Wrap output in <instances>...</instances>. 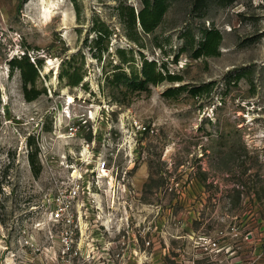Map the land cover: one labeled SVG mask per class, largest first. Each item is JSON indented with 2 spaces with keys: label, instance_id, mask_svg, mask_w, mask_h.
I'll return each instance as SVG.
<instances>
[{
  "label": "rangeland",
  "instance_id": "1",
  "mask_svg": "<svg viewBox=\"0 0 264 264\" xmlns=\"http://www.w3.org/2000/svg\"><path fill=\"white\" fill-rule=\"evenodd\" d=\"M79 5L78 15L71 0H0V264L264 261V0L202 9L169 0L138 44L117 0ZM97 21L113 32L101 60ZM213 27L220 53L195 57ZM119 48L136 67L145 57L182 80L109 82ZM26 53L41 60L33 101L7 63ZM80 54L84 80L71 87L61 66L72 56L81 65ZM36 148L38 177L28 160ZM99 160L107 167L98 173Z\"/></svg>",
  "mask_w": 264,
  "mask_h": 264
},
{
  "label": "trees",
  "instance_id": "2",
  "mask_svg": "<svg viewBox=\"0 0 264 264\" xmlns=\"http://www.w3.org/2000/svg\"><path fill=\"white\" fill-rule=\"evenodd\" d=\"M71 1L79 15V0ZM117 1L119 2V17L126 27L127 37L129 40L138 44L142 33H153L159 26L168 9L169 0H143V6L138 11L133 6L126 4L123 0ZM208 1L209 0H194V6L196 9H202L207 5ZM234 1L235 0H219L222 4H229ZM93 31L96 34L93 40V49L98 51L94 54V57L101 60L104 54L109 52L113 32L105 23L98 21L95 23ZM203 33L200 45L194 53L195 57L218 55L223 39L221 32L213 27L206 29ZM116 53L119 63L114 67L117 71L114 72L113 79L109 78V82L113 84L127 81L129 87L134 89H146L150 84L158 85L164 81L175 82L182 80L180 76L169 73L162 64L159 65L157 61L148 60L145 57L141 58L140 68L136 67V58L132 50L119 48ZM80 57L82 58L81 65H75L76 56H72L62 63L59 78L65 80L68 86L76 87L83 83L84 73L82 70L85 64V55L80 54ZM7 63L9 65L10 75H13L16 69L20 71L23 81L24 98L27 101H33L38 98L42 94V91L37 87V82L40 77L38 64H41V60L37 57L32 58V56L26 53L22 56H14ZM126 68H128L129 73ZM184 89H186V86L169 88L164 92V95L169 98L175 97ZM201 91L202 88L199 87H192L190 89V93L193 96L200 95ZM37 154V148L35 151H31L28 154L29 164L35 177H38L42 171V166L38 161ZM247 233H249V231Z\"/></svg>",
  "mask_w": 264,
  "mask_h": 264
},
{
  "label": "built area",
  "instance_id": "3",
  "mask_svg": "<svg viewBox=\"0 0 264 264\" xmlns=\"http://www.w3.org/2000/svg\"><path fill=\"white\" fill-rule=\"evenodd\" d=\"M106 165H107L106 164V160H99L97 162V167H96L98 173L99 172H104L106 170V167H107ZM260 250H261L262 253H264V242L260 245Z\"/></svg>",
  "mask_w": 264,
  "mask_h": 264
},
{
  "label": "bare ground",
  "instance_id": "4",
  "mask_svg": "<svg viewBox=\"0 0 264 264\" xmlns=\"http://www.w3.org/2000/svg\"><path fill=\"white\" fill-rule=\"evenodd\" d=\"M72 101H73V99H72V97H70V98H69V102H72Z\"/></svg>",
  "mask_w": 264,
  "mask_h": 264
},
{
  "label": "crops",
  "instance_id": "5",
  "mask_svg": "<svg viewBox=\"0 0 264 264\" xmlns=\"http://www.w3.org/2000/svg\"><path fill=\"white\" fill-rule=\"evenodd\" d=\"M259 264H264V261L260 262Z\"/></svg>",
  "mask_w": 264,
  "mask_h": 264
}]
</instances>
